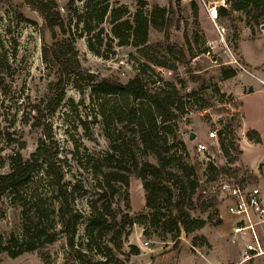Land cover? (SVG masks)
<instances>
[{
	"label": "rangeland",
	"instance_id": "rangeland-1",
	"mask_svg": "<svg viewBox=\"0 0 264 264\" xmlns=\"http://www.w3.org/2000/svg\"><path fill=\"white\" fill-rule=\"evenodd\" d=\"M54 1L64 16L65 26L70 17H74V11H80L84 4L76 0ZM109 4L111 8L125 7L130 18L140 6L151 10L155 6L172 5L173 25L167 39L163 32L151 29L148 49L131 45L119 47L116 40L108 42L104 38L101 56L88 48V37L83 35L75 43L81 67L99 80L126 83L144 63L148 65L144 76L151 90H159L163 82H169L181 96L194 92L195 100L188 101L187 113L176 122L175 136L176 141L186 146V162L199 166L195 178L203 181L210 163L252 176L249 169L239 164L240 153L238 161L228 165L219 144L209 142L207 133L214 128L227 127L225 131L233 132L231 139L240 151L242 110L237 97L241 94L242 82L237 76L242 70L231 62L235 59L243 67L238 53L240 41L261 35L264 19L258 25L247 26L243 13L228 10L225 16L214 17L217 8L224 5L222 0H172L171 3L169 0H109ZM108 19L103 24L107 33L111 26ZM184 34L190 40V47ZM51 42V34L44 28L42 18L23 0H0V176L10 172L11 157L17 153L24 160L29 159L42 137V129L32 125L35 114L32 108L39 105L44 109L42 100L48 94L53 76L42 61L41 47ZM173 44L184 50L185 63H175L167 55L165 47ZM258 49L264 51V38L259 41ZM158 63L164 66L156 65ZM229 68L236 71V76L222 79L223 72ZM248 72L250 79L258 83L259 73L254 69ZM89 93V88L79 93L69 86L56 113L46 122L43 111L41 119L51 126L56 161L64 175L62 183L71 193L67 206L78 217L75 234L68 236L64 218L59 213L61 196L53 182L38 169L27 183L17 189L5 187L0 194V264H98L106 260V255L110 258L108 264H264V254L244 259L245 247L251 243L252 235L248 230L234 232L239 221L226 212V204L220 198L216 211L208 209L201 213L198 207L190 211L193 218L205 219L206 225L189 236L181 233L176 242L170 234L151 229L144 223L120 227L119 237L109 231L102 236L94 233L89 240L85 228L91 217V204L98 200L100 192L93 166L101 161L104 170H111L116 165L106 159L110 154L109 142L101 123H91L94 110ZM242 102L247 121L263 133L249 129L258 133L261 145L252 149L243 146V160L254 165L259 158L264 161V94L253 95ZM202 105L206 107L200 108ZM190 133L195 134L193 140L189 139ZM197 143L206 144L208 151L198 152ZM179 151L177 147L172 152ZM139 158L156 164L150 155H139ZM257 171L261 180L252 176L255 180H248V184L260 190L264 203L263 164ZM166 184L170 187V183ZM115 187L118 192L111 204L119 213L118 220L123 216L129 220L147 215L145 191L139 179L131 177L128 187L120 184ZM171 190L177 195L176 188L172 186ZM108 192L98 205L107 202ZM126 193L129 208L125 205ZM198 194L199 189L193 196L196 206H199ZM255 233L263 245L264 223L255 227ZM195 237L204 238L206 242L193 246ZM69 238L73 247L69 245ZM132 246L138 248L139 254H133Z\"/></svg>",
	"mask_w": 264,
	"mask_h": 264
},
{
	"label": "trees",
	"instance_id": "trees-1",
	"mask_svg": "<svg viewBox=\"0 0 264 264\" xmlns=\"http://www.w3.org/2000/svg\"><path fill=\"white\" fill-rule=\"evenodd\" d=\"M23 1L39 14L44 28L51 34L52 42L42 45L41 56L46 69L53 77L49 83L48 94L42 100L44 109L42 110L39 105L32 108L35 113L32 125L42 129V137L38 139V145L29 159L24 160L19 153L11 157L10 172L0 176V194L5 187L17 189L27 183L39 169L43 177L53 182L61 196L59 213L64 218L68 236L71 238L75 234L78 217L67 206L71 193L62 183L64 175L61 165L56 161L57 151L53 148L52 129L46 122L60 107L69 86L79 93H84L85 89L89 88V101L94 110L91 123H101L109 142L110 154L106 159L116 165L111 170H104L105 165L101 161L93 166L94 178L99 181L100 192L97 195L98 200L91 204L92 213L85 228L88 239L91 240L94 233L102 236L109 231L113 232V236L119 237L122 234L121 228L132 226L134 223H144L151 229L168 233L173 242L178 241L181 233L189 236L203 229L206 220L193 218L190 211L196 207L201 213L208 209L216 211L217 200L208 193V185L219 176L238 172L228 167L217 168L210 163L206 168L204 180L200 182L195 178L199 169L198 164L186 162V146L183 142L176 141L175 128L177 120L187 113L186 104L190 99L195 100L196 94L192 92L181 96L179 90L169 82H163V87L159 90H151L144 76L148 65L144 63L139 65L137 73L126 83L119 80H99L81 67L75 47L76 40L84 35L88 37V48L98 56H101L102 42L105 39L108 42L116 40L119 47L131 45L135 48L148 49L151 29L163 32L167 39V32L173 25L172 5L168 8L155 6L151 10H145L140 6L130 18L125 7L111 8L109 0H76L84 2L83 8L74 11V17L71 16L65 26L64 16L54 0ZM222 1L224 5L216 10L217 18L225 16L229 10L243 13L247 26L258 25L259 21L264 19V0ZM107 19L111 25L109 33L103 28ZM93 38H96V41ZM184 40L190 47V40L186 34ZM165 50L167 55L176 61L175 63L186 62V54L182 47L173 44L166 46ZM142 53L145 54V50H142ZM156 65L164 66L161 63ZM235 76L236 71L229 68L223 72L222 79L228 80ZM43 111L46 113L43 116L46 122L41 120ZM226 135L224 139H219V146L228 165H232L238 161L237 155L240 151L231 139L233 132H226ZM246 138L256 144L260 143V137L254 130H249ZM177 147L180 151L172 152ZM139 155L154 157L156 164L140 161ZM125 158L127 160L122 162ZM131 177L142 182L148 213L135 219L127 220V216H123L124 218L118 220L119 213L111 204V200L118 192L115 184L128 187ZM247 179L255 180L251 175L247 176ZM166 183H170V187ZM172 186L176 188L177 195L171 190ZM198 189L196 201L199 206H196L193 196ZM107 192L109 193L107 202L98 205L97 202H100ZM125 205L129 208L127 193ZM144 233L147 234L146 231ZM70 238L69 245L73 247ZM198 242L205 243L206 240L195 237L192 245L196 246ZM131 250L134 255L139 254L138 248L132 246ZM110 253L109 251L108 255ZM104 257L106 260L98 264H108L109 256Z\"/></svg>",
	"mask_w": 264,
	"mask_h": 264
},
{
	"label": "built area",
	"instance_id": "built-area-1",
	"mask_svg": "<svg viewBox=\"0 0 264 264\" xmlns=\"http://www.w3.org/2000/svg\"><path fill=\"white\" fill-rule=\"evenodd\" d=\"M231 64H235L241 70H244L235 59H232ZM226 136L224 128H214L207 133L209 142L215 143L216 145L219 144L220 138L224 139ZM196 150L204 153L208 151V148L206 144L197 143ZM208 189V193L214 196L217 201L218 198L222 199V201L224 200L226 212L235 219H238L239 222L234 232L243 233L246 230L250 231L252 241L245 247L244 259L249 260L252 257L263 255L264 244L262 245L259 242L257 234L255 233V227L264 223V203L260 190L255 187H250L247 176L239 173L219 176L216 181L208 185L207 191Z\"/></svg>",
	"mask_w": 264,
	"mask_h": 264
},
{
	"label": "crops",
	"instance_id": "crops-1",
	"mask_svg": "<svg viewBox=\"0 0 264 264\" xmlns=\"http://www.w3.org/2000/svg\"><path fill=\"white\" fill-rule=\"evenodd\" d=\"M261 35H257L254 38H250L245 41H240L239 48H238V53L241 59V62L243 64L244 70H242L241 75H238L240 81L242 82L241 84V94L237 99L241 103V110H242V128L241 131L243 133L242 138H241V148H240V156H239V164L243 165L246 169H249L252 176L258 177L259 181L261 178L259 177L257 168L260 164H263L264 166V161L263 158H259L253 165V163H248L247 161L243 160V155H244V150L243 146L246 148H254L255 146L261 145V140L259 144H256L250 140H248L245 137V134L249 131V129H256L260 132V135L263 134L261 133L260 129L258 127H254V124H250V121H247L245 118V115L243 113V107H242V101H244L246 98H249L253 95L256 94H264V51L258 49V43L260 40L264 38V31H261ZM247 48V50H246ZM256 70L257 73H259V76L257 78L258 83H254L249 75L248 70ZM243 143V144H242ZM262 161V162H261ZM263 172V171H262Z\"/></svg>",
	"mask_w": 264,
	"mask_h": 264
},
{
	"label": "water",
	"instance_id": "water-1",
	"mask_svg": "<svg viewBox=\"0 0 264 264\" xmlns=\"http://www.w3.org/2000/svg\"><path fill=\"white\" fill-rule=\"evenodd\" d=\"M195 138V134L194 133H190L189 139L193 140Z\"/></svg>",
	"mask_w": 264,
	"mask_h": 264
},
{
	"label": "bare ground",
	"instance_id": "bare-ground-1",
	"mask_svg": "<svg viewBox=\"0 0 264 264\" xmlns=\"http://www.w3.org/2000/svg\"><path fill=\"white\" fill-rule=\"evenodd\" d=\"M215 14V13H214ZM216 16V15H215Z\"/></svg>",
	"mask_w": 264,
	"mask_h": 264
}]
</instances>
